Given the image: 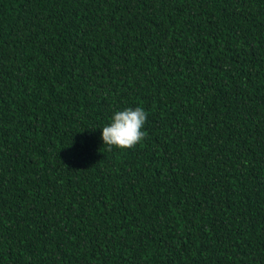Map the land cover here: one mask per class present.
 Wrapping results in <instances>:
<instances>
[{"label":"trees","instance_id":"1","mask_svg":"<svg viewBox=\"0 0 264 264\" xmlns=\"http://www.w3.org/2000/svg\"><path fill=\"white\" fill-rule=\"evenodd\" d=\"M0 264H264V0H0Z\"/></svg>","mask_w":264,"mask_h":264},{"label":"clouds","instance_id":"2","mask_svg":"<svg viewBox=\"0 0 264 264\" xmlns=\"http://www.w3.org/2000/svg\"><path fill=\"white\" fill-rule=\"evenodd\" d=\"M147 113L142 107L115 111L111 122L102 128L103 144L119 149L134 148L145 137L142 130Z\"/></svg>","mask_w":264,"mask_h":264}]
</instances>
